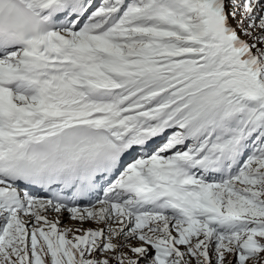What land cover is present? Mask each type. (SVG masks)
<instances>
[{"label":"snow or ice","instance_id":"6c2138e0","mask_svg":"<svg viewBox=\"0 0 264 264\" xmlns=\"http://www.w3.org/2000/svg\"><path fill=\"white\" fill-rule=\"evenodd\" d=\"M0 264H264V0H0Z\"/></svg>","mask_w":264,"mask_h":264}]
</instances>
